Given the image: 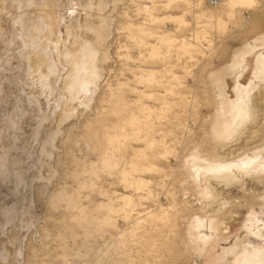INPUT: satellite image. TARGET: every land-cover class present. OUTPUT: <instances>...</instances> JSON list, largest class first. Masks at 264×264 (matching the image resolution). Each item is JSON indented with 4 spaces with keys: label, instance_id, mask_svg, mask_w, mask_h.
I'll list each match as a JSON object with an SVG mask.
<instances>
[{
    "label": "bare ground",
    "instance_id": "obj_1",
    "mask_svg": "<svg viewBox=\"0 0 264 264\" xmlns=\"http://www.w3.org/2000/svg\"><path fill=\"white\" fill-rule=\"evenodd\" d=\"M150 1L152 2L151 6L139 9L148 18L141 23L129 21L126 27L132 43L140 49H146V53L144 51L140 52L139 57L136 58L127 54L126 59L133 61L136 59L145 64L157 60L168 62L172 61L173 53H175L176 61L170 62V66L164 67V70L139 68L133 71L134 79L131 82L136 87H130V89L132 93L138 96L134 103L128 100L123 89L129 84L119 83L117 87L115 86L116 89L109 90L108 98L111 103L109 113L116 116L117 122L106 128L110 131H105L103 137L99 139L100 128L104 129L106 126L95 121L99 111L97 108L94 110L95 119L88 120L89 124L85 126L86 136L84 135V139L87 147L90 146V153L94 154L99 145L102 147L98 154V161L95 162L89 159V154L82 161L75 156L73 149L69 147L70 133H72L75 124L67 125L64 130L61 127L71 116L75 117L78 114L82 118V111H79V108H82V106L87 107V102L94 97L96 81L100 78L102 69L105 66V63L103 65V59L100 57V49H94L91 42L85 41V38L82 40V35L80 37L76 35V29L82 26L80 23L82 21L78 22V20L73 19L70 33L68 29L69 37H72V43H69L71 46L66 45L70 39L67 43H63L64 45L61 46L63 47L62 53L56 59L51 45L48 44L49 40L45 41L47 44L45 42L41 43L42 45L38 44L44 34L47 37H52V23L49 21L48 3L45 4L46 6L40 13L39 19H37V16V18L33 17L34 11L30 10L35 0H8V4L18 10L16 16H13L12 12L6 13L1 10L3 8L2 4L7 6L6 0L4 3L1 2L0 5L2 7L0 9V95L3 94V97L10 96L12 98L10 102L13 103V107L8 105L5 115L0 118V183H5L15 176L14 197H18L19 192H24L27 170L34 166L35 162H38L41 165L38 168L42 172V168L47 162L44 159L33 162V158H38L39 151H41L40 156L52 157L53 153L51 149H47V146L54 147L55 143L59 142L58 133H65L64 135L68 136L66 141L60 140L59 142V145L65 146L66 157L63 159V161L65 160L63 169L58 170L51 163L47 164L50 179L56 178L58 180L55 185L57 189L55 191L57 192L54 191L48 199L49 208L52 211L64 210L77 213V215L71 217L70 225L66 223V218L63 219L61 225L66 226L68 229L77 226L85 231V241L79 240V235L72 232L70 237L73 240L67 242L70 249L64 254L58 253L59 259H62L65 264H74L73 260L70 259L73 255H70V253L73 250H78V248H75L77 242L89 247L90 239L96 238L94 233H99L101 239L106 242V230H115L122 233L119 237H113L110 234V241L103 248L95 252L89 247V250L84 254L93 253L96 257L98 256L93 264H118L113 262L114 260L107 262L105 259H113L112 249L115 252L118 249H123L124 247L121 245L128 239L138 236L140 231L143 230L148 234L154 231L153 227L150 229L143 227L144 223L157 221L165 225L166 228L175 217L178 222L180 218L191 215L194 216V219L189 225V230L184 229L185 234L190 236L191 245H187L193 252L191 257L201 258L211 255V249L214 246H219V243H224V241L228 243L231 240L229 221L240 218L239 211L243 208L253 206L258 200H264V86L255 88L253 83L244 86L240 81L244 74H239L243 73L249 57L257 56L259 51L264 50V33L248 39L243 44L242 49L233 54L227 64V76L240 75L236 79L235 100H231L227 96L226 82L222 80L220 83V78L219 80L216 79L219 84H216L218 90L215 93L218 101L216 99L217 102H215L216 115L210 121L211 132L209 136L213 142V146L210 148L205 146V143L199 142L202 138V126L199 127L196 122L192 127L189 125L184 126L187 121H181L178 122L179 126H177L182 127L183 134L181 155L171 158L174 153L178 152L177 149L175 147L171 148L164 138L156 140L152 130L156 124L155 121L162 120L172 109L173 103L164 100L161 108H152L145 103V100L159 97L158 93H146L137 87L139 85L161 86L165 88L166 96H178L182 104H188L191 99H194L198 88L195 84L186 87L183 76L173 73L174 64L176 63L185 71L186 77L197 80L195 71L191 70L192 66L182 61L184 56L190 57L192 60L195 59L196 54L206 57L209 53H212L216 43H222L223 39L221 41L210 39L207 29H214L221 36L230 32L229 30H233L229 27L235 25V20L242 23L235 32L251 33L256 29H262L264 25V1L261 4H259V0H165L163 3H161L162 0ZM179 3L184 4L187 10L200 9L206 6L200 13L195 14L199 27L193 31L190 37L180 38L181 40L176 35L190 24L185 19L187 11L183 15L158 16L156 14L160 4H163V7L169 10ZM90 5L91 0H88L85 6L90 7ZM60 8H65V2L61 3ZM80 13L82 14V4L80 5ZM56 17L58 23L59 17H61L60 11ZM103 17L102 19L99 18L101 24L105 22ZM4 22L7 25L6 29L1 27V23ZM160 24L167 26L169 33L154 32L152 27L157 28ZM103 26L104 29H98L97 33L99 35H102V31L109 30L105 24ZM89 28L88 24L87 29L90 30ZM60 30L62 31V29ZM151 38H154L155 42H149ZM19 43L24 46L25 50L19 53L22 60L19 61L21 83L19 88H15L14 82H9L8 79L13 76L11 68L13 64H11L10 58H12L13 52ZM31 48H34L35 51L32 57L27 56L26 53ZM41 57L42 59H40ZM58 60L61 67H59ZM8 63L10 65H7ZM46 71L48 75L52 74L54 80L49 81L48 75L45 74ZM60 71L65 73L64 76L60 75L59 79L62 80L63 93L67 95L69 100L63 109L61 119L56 122V136H53L54 138L49 142L48 136L45 134L46 126L49 124V111L56 113V110L60 109V104H56V99L54 100L55 78ZM166 74H170L172 79H167ZM35 78H39L43 90L42 94L37 95L35 98L41 116L34 120L25 103V91H28L26 90L27 83L29 82L30 86V83H34ZM258 80L264 81V54L259 55L255 61L253 81ZM8 86L10 87L9 90H7ZM192 87H194L192 96L183 95L179 92L180 89L188 88L191 90ZM8 91H10V95H8ZM31 102L29 99V104ZM2 104H4V98L0 101V106ZM88 105H90L89 102ZM183 112L187 113V110L185 109ZM188 112L193 114L192 110ZM138 113L143 116V119ZM197 117L194 115V118ZM245 125H247V128H244L242 132L241 129ZM198 130L199 133L196 135ZM131 140L143 141L146 144L145 149H133V156H128L126 150ZM80 141H82V134ZM188 152H191L190 156H183ZM160 159L169 162L174 161L173 164H185L194 174L191 186L197 198L194 199L195 204L193 210L190 211L191 214L184 215L185 212L178 210L175 202L172 203L173 205L166 202V198L170 196L171 192H164L162 195L157 194L150 189L151 181L143 178V175L147 172H161L154 164ZM54 162L55 165L59 166L60 158H55ZM87 175L90 179H86ZM102 176L116 179V182L123 184L125 190L136 193L140 202L156 199L161 202L162 206L157 211L149 210L145 213H136L139 205L136 203L134 195L118 194L96 187L95 181L101 179ZM60 178L61 180H59ZM66 180H72L74 186L67 187ZM232 188H236L240 197L235 198L232 196ZM83 189H90L93 193L104 198V201L97 203L93 210L103 212L105 214L103 219L100 220L94 217L93 211H89L81 203L82 199L85 198L82 196ZM113 196H115L117 202L121 203L120 208L115 207ZM14 197L12 200L5 199L1 202L0 222L3 224L11 223L14 213L18 209ZM233 208L238 210H233ZM262 215H264V212ZM130 219H134L132 222L134 225H131ZM19 221L17 225L22 223L21 220ZM129 226L131 227L128 228ZM254 226H256V230H251L235 246L224 248L220 257L213 264H225L226 261H231L230 264H264V221L257 220ZM176 233H178L177 230L173 236H177ZM173 236H167V240L158 245L164 251L160 258H172L175 252H173L175 244L169 241V238L171 239ZM58 237L66 241V235L60 234ZM124 239H126L125 242ZM142 239L148 240V237L143 235ZM149 246L156 248L155 244H149ZM158 246L157 248H159ZM81 252L82 250L77 251L74 256H79ZM122 252L127 257L132 253H137V251L131 250L130 252L125 248ZM175 253L176 255H174L177 257L178 252ZM101 256L105 259L102 260ZM176 257L171 261L176 263ZM178 258H180V255ZM129 262L133 263L132 260Z\"/></svg>",
    "mask_w": 264,
    "mask_h": 264
},
{
    "label": "rangeland",
    "instance_id": "obj_2",
    "mask_svg": "<svg viewBox=\"0 0 264 264\" xmlns=\"http://www.w3.org/2000/svg\"><path fill=\"white\" fill-rule=\"evenodd\" d=\"M5 0H0L4 3ZM46 1V2H45ZM61 1V2H60ZM65 2V8L61 9V3ZM88 0H35L32 9L34 11L35 18L39 19L40 13L45 8V4L48 3L49 9V21L52 23V37L41 36V39L38 41V44H41L48 41V44L52 47V52L54 53L55 58L57 59L61 53L63 47L62 44H66L71 46L69 43H72V37H69L70 27L74 20H78L82 24L81 27H77L76 35L80 37L82 35V40L85 38V41L91 42L94 49H100V57L103 59V65L105 63L104 69H102V73L100 78L96 81L95 84V95L91 98V101L88 102L90 105L87 107L82 106L79 108V111H82V118L79 117L78 114L71 116L68 118L63 124L61 129L64 130V127L70 125L72 123L75 124L72 133H70V146L73 149L75 156L82 161L85 159L86 155L89 154V159L92 161H98L99 151L102 150V147L99 145L98 150L94 152V154L90 153V146L87 147L85 144V136L86 129L85 126L89 124L88 120L95 119L94 110L97 109L98 114L95 119L96 122L103 124L106 126L104 129L100 128V134L98 136L101 139L105 133V131H110L109 126L115 124L117 122L116 116L109 113V109L111 108V103L109 101V93L111 89H116L117 84L124 83L129 84V86L123 87L126 92V96L131 103H134L138 96L131 92L130 87H136L133 84L134 72L139 68H148L155 70H162L164 67L167 68L170 66V62L176 61V55L173 53L172 61L162 62V61H152L150 63H141L138 60H127L126 55L129 54L133 57H139L140 52L146 53V49H140L134 43H132L129 38V32L126 30L128 26V22L132 21L134 23L144 22L148 17L140 8L145 6H151L152 2L150 0H91L90 7H86L85 4ZM128 1V2H125ZM197 1V0H192ZM223 1V0H222ZM261 4L264 0H259ZM37 2V3H36ZM165 2L162 0L161 3ZM7 6L2 4L0 7L3 12L13 13V16L17 15V9L12 5L8 4V0H6ZM82 4V14L80 13V5ZM207 4V3H205ZM160 7L156 11L158 16H167V15H183L186 11L187 14L185 19L190 23L188 27L184 28L181 33L177 34L176 37L178 39H183L185 37H190L194 30L197 29L198 20L195 19V14L200 13L206 6L201 7L200 9H186V6L182 3L177 4L172 9H165L163 4L159 5ZM7 7V8H6ZM26 8V7H25ZM13 9V10H12ZM64 10V11H63ZM191 10V11H190ZM60 11L61 17L59 22L57 23V14ZM68 15V16H67ZM37 16V17H36ZM66 16V17H65ZM104 16V17H103ZM264 16V15H263ZM56 17V19H55ZM75 17V18H74ZM105 18V26L109 29L105 32L102 31V35L98 32V29L103 28L104 24L99 23L100 19ZM100 18V19H99ZM74 19V20H73ZM145 19V20H144ZM205 22V21H203ZM89 24V29H87V25ZM69 25V26H68ZM102 25V26H101ZM242 25L241 22L235 20V25L229 27L230 32L221 35L214 29H207L208 37L213 40L222 41L216 43V47L212 50V53H209L208 56L202 57L201 55L196 54L195 59L192 60L190 57L184 56L183 62L192 66L191 70L196 73V79H190V77L185 76V71L177 66L176 63L172 69L173 73L183 76V82L186 87H190L193 84L196 85V95H194V99H191L188 104H182L181 100L178 96H166L165 88L161 86L148 87L145 85L137 86L139 90L145 91L146 93H158L159 97L155 99H146L145 103L152 108H161V105L164 100L170 101L173 103L172 109L164 116L162 120L155 121V126L152 130V134L156 140L165 139V142L172 147L177 149V153H174L171 158L180 156L181 154V142H182V127H177L178 122L187 121L184 126L192 127L194 123L199 124L201 127V135L202 138L199 142L205 143V146L211 147L213 146L212 138L209 136L211 132V119L216 115V103L218 101L215 93L217 92L218 81L220 78V83L222 80L226 82L227 90L226 94L231 100H235V87H236V79L244 74L242 79L240 80L242 85L248 86L251 83L254 84L255 88H260L264 86V81L258 80L253 81V72L255 68V61L257 57L261 54H264V50H261L257 53V56L249 57L247 64L244 66L243 73H239L234 77H230L226 75L227 64L231 60L233 54L240 51L243 47V44L254 36H259L264 33V25L262 29H256L251 33H245L243 31H237ZM1 27L6 29V22L1 23ZM196 27V28H195ZM62 29V31L60 30ZM69 29V33H68ZM104 29V28H103ZM154 32L157 33H169L168 27L160 24L157 28L152 27ZM95 30V31H93ZM104 33V34H103ZM128 33V34H127ZM190 34V35H189ZM84 35V36H83ZM46 37V38H45ZM67 37V39H66ZM180 39V40H181ZM46 41V42H47ZM45 42V43H46ZM149 42H155L154 38L149 39ZM47 44V43H46ZM63 44V45H64ZM42 45V44H41ZM24 46L19 43V45L15 48L13 52L12 58H10V62L12 65L13 76L10 77L9 82H14L15 88H19L21 80L19 78L21 74V68L19 65V61L21 57L19 53L24 52ZM34 48L27 50V56L34 55ZM19 56V57H18ZM26 56V57H27ZM42 59V57L40 58ZM23 63V62H22ZM59 67H61V63H59ZM7 65H10L8 63ZM23 65V64H22ZM140 65V66H139ZM139 66V67H138ZM180 67V68H179ZM164 68V69H165ZM163 69V70H164ZM64 71H60L58 76L55 78V95L54 100L56 104H60V109L56 110V113L49 111V124L46 126L47 131L45 130V134L48 136V141L52 140L56 136L57 132V124L62 117L63 109L69 100L67 95L63 93L62 88V80L59 79V76L65 75ZM48 75V72H45ZM38 76V75H37ZM166 78L171 80V75L166 74ZM48 79L54 80L52 78V74L48 75ZM100 80V81H99ZM122 81V82H121ZM8 83V81L6 80ZM116 82V83H115ZM28 84V85H27ZM26 85L25 91V103L27 109L31 114V117L35 120L41 116L39 113V107L37 106V100L35 99L37 95L42 94V85L39 81V78H35L34 83L29 82ZM175 85V83L173 82ZM217 84V85H216ZM110 85V86H109ZM113 86V88H112ZM116 86V87H115ZM215 87V88H214ZM9 86L7 90H9ZM180 89V94L183 95H193V89ZM216 89V90H214ZM10 91H8L9 93ZM62 92V93H61ZM129 92V93H128ZM7 93V94H8ZM164 93V94H163ZM29 94V96H28ZM62 94V95H61ZM10 95V93L8 94ZM30 97H34L33 99ZM4 98V104L0 107V118H2L6 111L8 110V105L12 106V98L10 96L0 95V101ZM102 98V99H101ZM29 99L32 101L29 104ZM41 99V98H40ZM217 99V101H216ZM34 100V101H33ZM105 100V101H104ZM161 100V101H160ZM160 101V102H159ZM63 102V104H61ZM10 103V104H9ZM32 105V106H31ZM153 105V106H152ZM31 106V107H30ZM13 107V106H12ZM100 107V108H99ZM108 108V109H107ZM187 110V113L183 112V110ZM96 110V112H97ZM193 111V114L198 116L194 118V115L188 111ZM58 112V113H57ZM181 113V114H179ZM58 114V115H57ZM57 115V116H56ZM143 119V116L138 113ZM178 115V116H177ZM104 116V117H103ZM180 116V117H179ZM57 117V118H56ZM58 120V121H57ZM173 120V121H172ZM206 120V121H205ZM51 121V122H50ZM55 121V122H54ZM205 121V122H204ZM54 122V123H53ZM82 122V127H81ZM159 123V124H158ZM164 123V124H163ZM163 124V125H162ZM176 124V125H175ZM204 124V125H203ZM84 126V127H83ZM204 126V127H203ZM50 128V130H49ZM180 128V129H179ZM247 128L245 125L241 130ZM55 130V131H54ZM240 130V131H241ZM50 132V133H49ZM52 132V133H51ZM196 135L199 133V130L196 131ZM65 133H61L57 135V138H60L58 141H66L68 136L64 135ZM82 134V141H80V136ZM239 134V133H237ZM85 135V136H84ZM164 136V137H163ZM261 137V135H259ZM258 136V137H259ZM236 137V136H235ZM100 141V140H98ZM59 142L55 143V146L52 147L48 145L47 149L53 153V156L50 158H46L44 155L40 156L41 151H39L38 158L34 157L33 162L44 159L45 165L41 170L38 166V162H35L34 166L27 170V178L25 181L24 192H19L18 197H14L15 193V176L10 178L5 183H0V205L1 202L5 199L12 200L13 197L14 202L17 203V211L14 213L11 223L3 224L0 222V264H65L62 259H59V254H64L69 250V242H72L71 233L74 232L79 235V240H84L85 231L80 227H73L68 229L66 226H62L61 222L64 218L66 223L70 225L71 217L77 215V213H70L68 211L59 210L52 211L48 205L49 196L54 193L56 189V183L58 180L50 179V173L47 168V164L51 163L54 167L59 169H63L65 166V146L59 145ZM255 143H257L255 141ZM261 144V143H259ZM27 145V144H26ZM28 146V145H27ZM43 147V145H42ZM57 147V148H56ZM146 144L143 141H129V147L126 150L128 156H133V149H145ZM53 148V149H52ZM45 149V148H44ZM191 155V152L185 153L183 156ZM41 157V158H40ZM60 158V165H55V158ZM68 157V156H67ZM237 160V159H236ZM174 162V161H173ZM173 162H169L167 160H158L154 162V164L160 169L161 172H147L143 175V178L150 180V189L155 191L157 194H164L167 192H171L170 196L166 198V202L172 203L175 202V205L178 210H181L184 215L191 214L190 211L193 210L195 201L197 198L194 189L192 188L193 182V173H191L189 167H186L185 164H173ZM182 160L180 161V163ZM43 163V162H42ZM184 163V162H183ZM178 165V166H177ZM180 165V166H179ZM47 169V170H46ZM45 170V171H44ZM47 171V172H46ZM49 177V178H48ZM58 178V177H57ZM50 179V180H49ZM86 179H90L87 175ZM201 179V178H200ZM198 179V180H200ZM61 180V178L59 179ZM117 180L114 178L110 179L106 176H102L101 179L95 181L96 187L108 190L110 192H117L118 194H127L134 195L136 199V203L139 205L137 207V212L145 213L149 210H155L162 206L161 202L156 199L150 201H139L138 195L133 191L125 190L123 184L116 182ZM114 183V184H113ZM169 183V185H168ZM67 187H73L74 183L72 180H66ZM168 185V187H166ZM155 189V190H154ZM231 194L233 197H240L239 192H237L236 188H232ZM39 190V191H38ZM57 191H55L56 193ZM237 194V195H236ZM236 195V196H235ZM82 196L85 197L82 199L81 203L88 208L89 211H93L95 205L101 201H104V198L99 194L93 193L90 189H83ZM89 196V197H88ZM141 196V195H140ZM88 197V198H87ZM115 196H113L114 198ZM115 199V198H114ZM121 203L117 202L115 199V207L120 208ZM64 206V205H63ZM233 210H238L233 208ZM254 210V211H253ZM250 211V212H249ZM264 200H258L256 204L253 206L243 208L239 211L240 218H235L234 220L229 221V227L231 230V240L224 241L219 243V246H214L211 249V255H206L201 258L191 257L192 251L187 244H190V236L185 234V230H189V225L191 221L194 219V216H186L185 218H180L177 222V218L172 219L169 224L166 226L157 221H147L144 223L143 227L150 229L154 228V231H151L149 234L145 231H140L138 236L128 239L121 246L125 249L132 251H137V253H132L128 257L123 254L122 250L118 249V251H114L112 249L113 259H105L102 257V260L105 259L107 262H113L118 264H213L214 261L220 257L224 248L229 246H235L239 240H242L247 236V234L251 230H256L255 223L257 220L264 221ZM93 216L98 219L104 218L103 212L93 211ZM182 213V214H183ZM183 215V216H184ZM259 218V219H258ZM1 219V218H0ZM171 219V218H170ZM21 220V224L17 225L18 221ZM134 219H130L131 225ZM254 221V222H252ZM20 222V221H19ZM252 224V225H251ZM129 226L128 228H130ZM180 227V228H179ZM178 228V229H177ZM175 229V230H174ZM243 229V230H242ZM106 230V229H105ZM162 230V231H161ZM174 230V231H173ZM177 236H173L175 231ZM107 231L106 242L101 239V235L99 233H94L96 236L95 239H90L88 246L90 249L95 252L99 251L100 248H103L105 244L110 241V234L113 237H119L122 232L118 231ZM173 231V234H172ZM247 232V233H246ZM126 233V232H125ZM124 233V234H125ZM60 234L66 235V241L59 238ZM179 234V235H178ZM246 234V235H245ZM148 237V240H143L142 236ZM173 236L169 241L175 244L173 248V252H178V256L176 257V253H173L172 258H160L162 252H164L158 245H161L164 241H166V237ZM181 235V237H180ZM182 238V239H181ZM226 242V243H225ZM149 244H155L156 248H151ZM191 245V244H190ZM157 246L159 248H157ZM89 247H85L82 243H78L75 248H78L77 251H81L79 256H74L77 251L73 250L70 255L74 264H93L96 260L95 254L89 253V255H85L89 250ZM185 247V248H184ZM65 248V249H64ZM160 250V251H159ZM181 253V254H180ZM175 254V255H174ZM180 255V258H178ZM81 256V257H80ZM176 257V263L173 260ZM195 257H197L195 255ZM132 260L133 263L129 261ZM149 261V263H148ZM231 261H226L225 264ZM108 264V263H107ZM111 264V263H110Z\"/></svg>",
    "mask_w": 264,
    "mask_h": 264
}]
</instances>
